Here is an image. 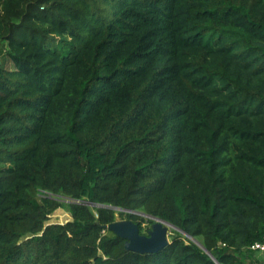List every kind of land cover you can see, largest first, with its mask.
Instances as JSON below:
<instances>
[{"label":"trees","instance_id":"trees-1","mask_svg":"<svg viewBox=\"0 0 264 264\" xmlns=\"http://www.w3.org/2000/svg\"><path fill=\"white\" fill-rule=\"evenodd\" d=\"M107 206L168 243L126 250L106 225L153 219ZM263 237L264 0H0V264H245Z\"/></svg>","mask_w":264,"mask_h":264},{"label":"water","instance_id":"water-1","mask_svg":"<svg viewBox=\"0 0 264 264\" xmlns=\"http://www.w3.org/2000/svg\"><path fill=\"white\" fill-rule=\"evenodd\" d=\"M107 207L115 210L134 212L143 217L153 219V222L146 233H140L138 223L133 222L130 219L115 220L106 225V228H108L110 231L125 239L124 248L126 250H133L137 252H158L168 243L169 229L173 227L171 223L161 218L141 212H135L113 206Z\"/></svg>","mask_w":264,"mask_h":264},{"label":"rangeland","instance_id":"rangeland-1","mask_svg":"<svg viewBox=\"0 0 264 264\" xmlns=\"http://www.w3.org/2000/svg\"><path fill=\"white\" fill-rule=\"evenodd\" d=\"M7 64H8V66H10V62H8ZM70 218H71V215L69 214V212H67L63 208H58L50 214V218H49L48 222L63 223L65 221L69 220ZM122 219H125L124 215H119V214L116 215V220H122ZM145 219H146V217H145ZM146 224L151 225L150 223H147V222H144L142 225L145 226ZM169 233H170V229H169Z\"/></svg>","mask_w":264,"mask_h":264},{"label":"crops","instance_id":"crops-1","mask_svg":"<svg viewBox=\"0 0 264 264\" xmlns=\"http://www.w3.org/2000/svg\"><path fill=\"white\" fill-rule=\"evenodd\" d=\"M248 256L245 259V264H264V254L258 251L248 250Z\"/></svg>","mask_w":264,"mask_h":264},{"label":"built area","instance_id":"built-area-1","mask_svg":"<svg viewBox=\"0 0 264 264\" xmlns=\"http://www.w3.org/2000/svg\"><path fill=\"white\" fill-rule=\"evenodd\" d=\"M248 249H249L250 251H258V252L264 254V237H263L262 240H260V241H256V242H254L253 244H251V245L248 247Z\"/></svg>","mask_w":264,"mask_h":264}]
</instances>
